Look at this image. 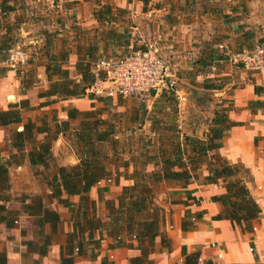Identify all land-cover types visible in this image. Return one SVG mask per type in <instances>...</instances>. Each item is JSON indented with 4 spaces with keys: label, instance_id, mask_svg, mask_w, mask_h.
Returning a JSON list of instances; mask_svg holds the SVG:
<instances>
[{
    "label": "crops",
    "instance_id": "obj_1",
    "mask_svg": "<svg viewBox=\"0 0 264 264\" xmlns=\"http://www.w3.org/2000/svg\"><path fill=\"white\" fill-rule=\"evenodd\" d=\"M21 7L16 0H0V41H5L6 36L20 37V28L26 19L22 15L24 10L19 11ZM47 24L49 23H45ZM73 30L78 32L79 29ZM22 31L21 33L25 35L26 33ZM218 35L221 40L216 39ZM257 39H264V0H200V72L209 64L212 72L204 73V79L232 77V74L234 77L219 91L200 89L207 93L208 103L205 108L196 109L193 108L195 104L189 105V86H180L187 77L175 69L179 67L178 62H172L167 66L169 73L177 75L178 79L177 95L174 98L180 104L175 121L180 135L202 137L209 128L218 100L227 99L232 102L233 110L229 112V119L240 125L232 127L226 133L219 153L230 163L242 164L252 177L248 188L261 209L260 218L253 224L254 231L249 234L227 220L212 219L220 212L221 206L213 203L211 197L224 193V188L221 184L205 185L203 178L207 172L202 167L198 180L193 179L186 186L175 182L159 183L160 195L156 203L164 210L160 230L169 239L170 249L162 247L157 238L154 250L148 257L152 264H182L183 256L192 253H199L201 262L214 261L216 255L221 254L220 264H264V113L261 111L251 113L247 109L250 101L264 100L263 95H255L253 91L254 86L264 87V74H251L238 67L221 63L233 49L250 50L251 44ZM33 40L41 43L39 34ZM69 62L74 66L76 57L72 55ZM181 64L183 65L182 62ZM34 66V83L40 80L44 83L42 88L46 90L48 82L42 61L37 59ZM171 66L172 71L169 69ZM21 82V78L16 76L15 69H8L7 64L0 62V111L7 110L10 105L18 104L21 100H27L30 106L35 108L31 112L59 109L61 119H66V112L60 110L62 107L85 111L91 103H96L95 100L83 96L84 98L62 101L59 106L53 108H50L52 104L38 108L45 99L35 95V84L23 93ZM212 92L215 94L212 95ZM213 97L216 99L213 100ZM118 100L112 99V103ZM31 112L22 113L23 122L28 118L32 120L38 118L37 116L32 118ZM21 127L22 124L0 127V162L6 160L8 154L12 152L8 135L14 130H21ZM117 137L115 136V139H118ZM70 142L66 136H59L55 141L52 154L57 166L78 163ZM153 163H149L150 170H153L156 164L155 161ZM108 168L114 174L117 168L114 158L109 162ZM8 176L11 198L6 207L17 211L18 215L11 227H7L5 223L0 224V253L6 255L5 264H60L66 235L72 231L76 219L79 197H68L65 193L60 199L54 197L52 190L44 181L33 176L27 158L20 166L10 168ZM109 178L113 183L114 178L109 176L96 183L89 191V198L95 203L94 212L91 209L89 212L94 213L102 221L106 220L107 215L102 191L107 189ZM126 185L128 181H123L113 189L110 188V191L117 192L116 196L113 195L116 199L120 195L118 192ZM24 195L41 196L44 209L55 211L59 215L60 223L55 231L48 223L38 226L34 217L21 211L18 198ZM188 197L199 202L186 203ZM182 223H185L186 231L182 228ZM96 238H100L97 233ZM127 242L129 241L124 237L113 239L102 233L97 246L83 244L81 254L75 257L73 264H129L131 258L140 255V251L127 247Z\"/></svg>",
    "mask_w": 264,
    "mask_h": 264
},
{
    "label": "trees",
    "instance_id": "obj_2",
    "mask_svg": "<svg viewBox=\"0 0 264 264\" xmlns=\"http://www.w3.org/2000/svg\"><path fill=\"white\" fill-rule=\"evenodd\" d=\"M119 13L121 14L122 10L110 3L100 5L92 12V17L97 23V26L91 29L92 35L88 33L90 29L82 28L74 34L70 31L67 44L59 31L39 33L41 43L30 44L33 51L27 61V64H30L38 57L42 61L48 82V88L38 95L46 101L38 108L48 107L57 101L82 98L85 89L94 80L93 68L96 62L101 58H122L116 56V53L121 48L127 50L130 41L125 32L120 33L113 28ZM5 38V41H0V62L8 64L10 51L19 43L17 38ZM58 38L64 42L60 49L56 42ZM135 50L136 48L132 49L130 53ZM111 54H114V57H110ZM70 55L76 57L73 69L79 79L69 70ZM7 68L11 69L9 66ZM15 72L22 80L23 93L35 84L33 70ZM211 79H206L208 82L202 86L205 90L219 91L224 87V83L210 84V81L213 82ZM253 91L255 95L264 96V87L254 86ZM247 109L251 113H264V100L250 101ZM34 110L27 100H21L18 104L10 105L7 110L0 111V127L22 124L21 130H14L8 135L12 152L6 160L0 162V224L5 223L7 227H11L18 215L17 211L6 207L11 198L8 174L10 168L20 166L27 158L33 176L44 181L54 197L60 199L63 193L68 197H79L76 219L72 231L66 235L60 264H73L75 257L81 254L83 244L97 246L102 233L113 239L124 237L129 241L126 243L127 247L140 251V255L131 258L129 264H152L148 257L154 250L155 240L158 238L161 246L168 249L170 241L160 230L164 212L153 205L150 185L145 180L154 183L175 182L186 186L202 167L207 172L203 178L205 185L221 184L224 188V193L211 197L213 203L221 206L220 212L212 219L227 220L233 226L241 227L242 231L253 233V224L260 218L261 209L248 188L252 177L242 164L230 163L219 153L226 133L232 127L240 125L229 119V112L233 110L231 101L221 100L217 104L209 128L200 138L180 135L177 126L167 128L174 134V140L169 147L160 149L156 157L141 154L144 160L141 165L157 159L159 170L151 173L135 170L130 178L133 184L123 187L116 201H104L107 212L105 221L94 213L90 214V209L94 212L95 203L90 200L89 191L96 183L111 175L108 164L118 150V142L114 139V125L102 118V113L98 110L79 111L75 108L67 110V119L63 121L57 119L56 110H49L41 117L34 120L28 118L23 122L22 113ZM75 120L78 124L71 128V121ZM150 131L160 135L153 124ZM68 133L73 137L72 148L78 163L57 166L52 147L59 136ZM105 145L108 146L109 152L104 150ZM18 202L21 204V211L34 217L38 226L48 223L54 231L57 229L60 223L59 215L55 211L44 209L41 196L24 195L18 198ZM182 228L187 230L185 223H182ZM96 233L100 238H96ZM199 259V253L187 254L183 256L182 264H212L211 260L199 262ZM5 263L6 255L0 253V264Z\"/></svg>",
    "mask_w": 264,
    "mask_h": 264
},
{
    "label": "rangeland",
    "instance_id": "obj_3",
    "mask_svg": "<svg viewBox=\"0 0 264 264\" xmlns=\"http://www.w3.org/2000/svg\"><path fill=\"white\" fill-rule=\"evenodd\" d=\"M16 1L19 5H22L19 11L24 10V14L22 15L26 18L24 19L25 24L20 28L21 31L23 29L22 32L26 34L24 35L21 31L19 32L20 37L17 36L19 43L17 47L19 50L26 53L27 61L30 59V56H32L31 53L33 51L29 43L33 45L38 44L33 39L37 37L40 32H50L49 30L52 32L59 31L62 38L65 40V44L69 42L72 27L73 29L76 28L79 30L82 28L90 29L88 33L92 35L91 29L96 27L97 23L94 21L91 13L100 5L110 3L113 7L122 10V13L117 15L116 24L113 25V28L120 33L125 32L126 35L129 36L128 39L130 41V47L127 50L121 48V50L116 53V56L126 57L131 54L130 51L132 49L136 48L135 51L150 50L156 55H159L164 60L166 66L171 65L172 62H178L179 67L175 69L183 72L185 77H187L185 82L180 83V86H189V105H192V103L195 104L196 106L193 108L196 109L200 107L203 109L206 107L208 103L207 93L200 89L208 82L203 78L204 73L207 74L212 71L208 64L203 68V72H200V0ZM45 23L49 24L45 25ZM67 31H69V33ZM253 32H255V29ZM74 33L73 30L72 34ZM217 38L221 40L220 35H218L216 39ZM63 39L58 38L56 40L58 49L62 48L64 43ZM260 43H264V39L254 40L250 46V50ZM239 50L240 49H233L230 54L225 56L221 63L230 65L229 57L231 53H236ZM110 57H114V54H111ZM37 59L38 57H36L31 64H27L26 62L24 66H16L15 70H20L21 72L30 69L34 70L33 67H35L34 65ZM172 66L169 67L170 71H172ZM220 66L222 65L220 64ZM72 67L73 65H70L69 62L70 72L79 79L77 72H75ZM36 71L37 76H39L40 73L38 69ZM233 77L234 75L232 74V77L212 78L211 80H213V82L210 81V84L215 82L216 85H219V83H224L226 85ZM43 85L44 83H41L40 80L36 81L34 85L35 95H39L40 92L45 90L42 88ZM200 94L203 95L200 96ZM214 94L215 92H212V95ZM89 98L95 100L96 103H91L90 107L85 111H100L104 119L114 125L116 131L115 136H118V139H115L114 136V139L118 142V150L115 151L116 155L114 157L117 168L114 170V174L111 173L110 175L114 178V182L111 183V180L106 187L107 189L102 191L104 192L102 196L105 198V201L115 200L116 198L113 195L116 196L117 192L110 191V188L113 189L120 182L123 183V181H128V185L126 186H131L133 182L130 178L135 170H142L147 173L157 172L159 170L160 167L158 164L154 165L153 170H150L151 166H149V163L152 164L154 161L156 163L157 159H152L148 164L141 165L144 161L141 154L146 153L148 156L156 157L160 149L169 147V144L174 140V134L167 128L178 126L175 121L178 117L180 104L173 96L166 94L119 99L116 103H112V100L96 97ZM213 98V100L216 99V97ZM60 102L62 101H57L52 104L50 108L56 105L59 106ZM219 102H221V100H218V103ZM55 110L59 121L67 119V116L66 119H61V114H59L58 111L59 109ZM60 110L67 112L68 108L62 107ZM45 112H47V110L35 113L31 112V117H41ZM77 124V120L71 121L70 127L74 128ZM152 124L157 127V131H159L160 135H156V133L153 134L150 131ZM65 136L71 141L70 143L73 142V137L69 133ZM104 150L109 152L108 146L105 145ZM199 171L200 169L196 172L195 177H193L194 180H198L200 175ZM145 181L150 185L153 205L162 209L156 203L160 195L158 185L161 182L154 183L150 182V180ZM121 192L122 189L118 193L121 194ZM188 201H192L193 203L199 202L195 198L189 197L185 202L187 203ZM105 213L107 214L106 211Z\"/></svg>",
    "mask_w": 264,
    "mask_h": 264
},
{
    "label": "built area",
    "instance_id": "obj_4",
    "mask_svg": "<svg viewBox=\"0 0 264 264\" xmlns=\"http://www.w3.org/2000/svg\"><path fill=\"white\" fill-rule=\"evenodd\" d=\"M26 62V53L15 46L9 53L8 66L15 69ZM229 63L251 74H264V43L255 45L251 50L231 54ZM93 77L84 96L112 100L146 95H177L178 79L169 73L164 60L150 50H137L122 58H101L94 65ZM220 259L221 254H217L216 260L211 262L220 264Z\"/></svg>",
    "mask_w": 264,
    "mask_h": 264
}]
</instances>
